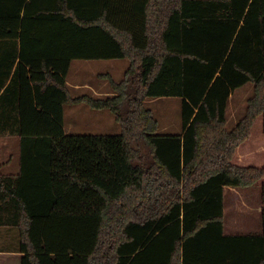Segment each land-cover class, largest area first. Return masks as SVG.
<instances>
[{
  "label": "trees",
  "instance_id": "1",
  "mask_svg": "<svg viewBox=\"0 0 264 264\" xmlns=\"http://www.w3.org/2000/svg\"><path fill=\"white\" fill-rule=\"evenodd\" d=\"M75 59H127L113 95H73ZM252 82L227 127L234 91ZM182 97V131L159 133L148 99ZM111 110L123 131L69 133L65 106ZM264 131V0H0V226L21 264H264L262 230L225 231V187L264 180L235 161ZM2 164H0L1 168Z\"/></svg>",
  "mask_w": 264,
  "mask_h": 264
},
{
  "label": "rangeland",
  "instance_id": "2",
  "mask_svg": "<svg viewBox=\"0 0 264 264\" xmlns=\"http://www.w3.org/2000/svg\"><path fill=\"white\" fill-rule=\"evenodd\" d=\"M96 64L93 69H89L88 71L84 70L80 65V62H84L83 59H75L71 65L68 80L69 81H90L92 83L99 84L100 81H104L107 85L110 84L109 80L106 78H102L99 76V73H111L113 78L116 80H120L124 72L129 64L127 59H114V60H95ZM79 63V64H77ZM120 65H117L119 64ZM93 70V71H92ZM93 72V73H91ZM108 87V86H107ZM110 87V86H109ZM109 87L107 88L109 90ZM72 94H74V90H71ZM253 84L252 82H247L246 84L238 87L230 98L229 107L227 109V127L232 129L238 120L244 115L247 107L248 98L253 95ZM78 93V92H76ZM182 97L179 96H171V97H158L154 99H148L146 101V105L153 109L154 115L158 118L160 122V130L159 133H180L182 131ZM77 107V108H76ZM78 109V111L75 110ZM95 109L90 108V106L86 103H81L79 105L65 106L64 113V122L67 127L71 128V123H73L72 130L73 133H108V134H116L121 133L123 131L122 125L116 121L114 113L109 110H99L103 114L99 118H94L93 113ZM86 112H90L87 114ZM76 114V115H73ZM11 136V135H8ZM242 146H250L253 150V153L258 149V152H255L251 156H248L246 159L245 165H256L262 166L264 165V151L261 150V145H264V131H263V116H259L255 121V124L252 129V134L250 138L241 144ZM18 146V142L16 138L6 137V135L0 136V162L5 161L9 157V153L12 151L15 152ZM251 150V151H252ZM239 155L236 153L235 161L241 162L239 160ZM243 163V164H244ZM264 180L258 182V184L252 187L242 188V192L244 193H252L255 197H251L252 200H258L259 209L262 205V185ZM244 196V199L247 198ZM236 199V201H235ZM230 198L226 202V218L225 223L227 226V231H230L231 227L233 228V224H230L233 220L237 219L239 221L237 225V231H246L244 223L245 221H254L250 220V218L246 217L245 214V206L241 202V200L237 201V198ZM242 203V206H240ZM257 206V205H255ZM237 210V212H236ZM255 210V209H254ZM239 213L236 215V213ZM255 212V211H254ZM237 216V217H236ZM230 222V223H229ZM259 225L262 226V213L259 212ZM10 228H16L14 226H10ZM18 233V230H14ZM10 237V241L8 245H15L14 241L15 233H7ZM6 235V236H7ZM0 239H3L0 237ZM6 239V238H4ZM18 242V241H17ZM4 244V241H0V245ZM7 244V243H6Z\"/></svg>",
  "mask_w": 264,
  "mask_h": 264
},
{
  "label": "crops",
  "instance_id": "3",
  "mask_svg": "<svg viewBox=\"0 0 264 264\" xmlns=\"http://www.w3.org/2000/svg\"><path fill=\"white\" fill-rule=\"evenodd\" d=\"M83 60H84V62H80L81 63L80 65H82L83 67L85 66L84 70L88 71L89 69H93L95 67V64H96L95 60H111V59H83ZM112 60H114V59H112ZM77 64H79V63H77ZM117 65H120V63ZM91 73H93V72H91ZM105 74H107V73H99V76H101L102 78L104 77L106 79V77L103 76ZM108 74H110L112 76L111 73H108ZM69 80H68L69 87L71 90H74V92H75L73 95L89 93V94H92L96 97H102V96L114 94L111 85L110 84L107 85V83H105L104 81H102V82L100 81L99 84H96V83H92V82L87 81V80L84 82L80 81V80H75L72 82ZM107 86L108 87L110 86L109 90L107 89L108 88ZM76 92H78V93H76ZM79 104H81V103L71 104L70 106H75V105H79ZM76 108H75V110L78 111V109H76ZM92 109H95V108H92ZM95 110L96 111L92 115L94 118L95 117L99 118L103 114L99 110H106V109H95ZM64 113H65V111H64ZM86 113L89 114L90 112L89 113L86 112ZM73 115H76V114H73ZM70 123L72 124L71 128L67 127L66 125H65V128H66L67 132L73 133V130H72L73 123L72 122H70ZM3 135H6V137L16 138L17 142H18V146H17V149L15 152L12 151L11 153H9V157L7 160L0 162V164H2L0 171L2 173H5V174H17L20 171L19 138L15 134H12V133H6ZM8 135H11V136H8ZM251 150L252 149L250 148V146L240 145L237 149V154L239 155L238 158H239V160H241V162H238V163L243 164L244 162H246V159L248 156H251L255 152L259 153L258 149L254 153H253V150L252 151ZM261 150L264 151V145H261ZM250 187H252V186H250ZM242 188H246V187H231V186L225 187V198H224L225 209H226V202L230 198H234V199L237 198V201L242 199L241 202L245 206L244 212L246 214V217L247 218L249 217L250 220H252V218H253L254 221H249V222L245 221V223H244L245 229L249 228V230L234 232L235 230L238 229L237 225H238L239 221L237 219L236 220L232 219L233 221L231 223L230 222L229 223L233 224L232 225L233 228L228 227V228H230V231L226 230L228 225L226 226V223H225V231L227 233H247V232H258V231L262 230V226L259 225V223H258L259 212H262V205L259 209L258 205H260V204H258V200L257 201L255 200V205H257V206H255L254 200H252V198L255 196L252 193H244V191L242 192ZM243 193H244L245 197L247 198V200L244 199ZM235 201H236V199H235ZM242 203H240V206H242ZM236 212H237V210H236ZM238 214L239 213H236V215H238ZM225 218H226V212H225ZM15 229L18 230L17 227L13 229V228H10V226H0V237L3 238V239H0V241H2V242L4 241V244L0 245V264H21V262H22L23 253L20 251V234H19V230L17 231L18 233H16V231H14ZM7 233H15V238H14V241L16 242L15 245H8L9 241L11 239L7 235ZM4 238H6V239H4Z\"/></svg>",
  "mask_w": 264,
  "mask_h": 264
}]
</instances>
